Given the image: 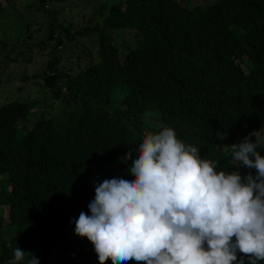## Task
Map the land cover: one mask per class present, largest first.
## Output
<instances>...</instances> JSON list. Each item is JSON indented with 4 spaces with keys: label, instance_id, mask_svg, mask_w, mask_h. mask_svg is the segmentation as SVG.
<instances>
[{
    "label": "trees",
    "instance_id": "obj_1",
    "mask_svg": "<svg viewBox=\"0 0 264 264\" xmlns=\"http://www.w3.org/2000/svg\"><path fill=\"white\" fill-rule=\"evenodd\" d=\"M65 1L72 0H0V18L10 5L25 20L5 39L7 27L0 26V56L30 62L44 55L31 86L44 82L62 103L50 115L14 86L23 72L0 73V264H9L18 247L40 264H99L91 242L75 235L74 221L82 211L90 215L97 175L131 178L146 132L170 127L201 158L216 161L217 171L255 175L235 168L226 146L264 130V0L190 7L180 0H107L94 13L97 22L82 27L61 23L46 8ZM28 2L51 19L43 38L37 34L44 26L31 32L28 11L18 12ZM114 31H128L133 44ZM77 41L87 50L72 62L60 47ZM257 151L264 156V145Z\"/></svg>",
    "mask_w": 264,
    "mask_h": 264
},
{
    "label": "clouds",
    "instance_id": "obj_2",
    "mask_svg": "<svg viewBox=\"0 0 264 264\" xmlns=\"http://www.w3.org/2000/svg\"><path fill=\"white\" fill-rule=\"evenodd\" d=\"M222 139L226 138L219 134ZM250 137H255L254 141ZM264 130L226 146L234 167L217 171L170 127L146 132L129 167L130 179L95 186L90 215L81 212L75 235L94 247L99 264H258L264 261ZM132 152L124 159H131ZM9 264H40L14 250ZM30 257V258H27Z\"/></svg>",
    "mask_w": 264,
    "mask_h": 264
},
{
    "label": "rangeland",
    "instance_id": "obj_3",
    "mask_svg": "<svg viewBox=\"0 0 264 264\" xmlns=\"http://www.w3.org/2000/svg\"><path fill=\"white\" fill-rule=\"evenodd\" d=\"M106 1L107 0H83V2H80L77 0H72L69 2H62L60 4H57L56 6L54 5L55 3H47L46 8L48 10H56L57 17L61 23L65 25L70 23L73 27H82L84 26L83 22L85 20L87 22L89 20H92V23L97 22L98 16L95 18L94 13L96 14V11H98L99 4H103ZM212 1L214 0H208V2L207 0H180V3L183 6L190 7L195 3H201L203 6H205L207 5V3H211ZM69 7L72 8V11L69 10ZM26 10L28 11L24 16L27 17L26 21H33L35 23L34 26L32 25V27L30 28V31L32 32L37 28L44 26L39 34H37V37L43 38L47 31V23H49L51 20L50 17L43 11L37 10L35 7L30 5L29 2L24 4L18 12L21 14V12L25 13ZM24 23V18L22 17V19L20 20L19 15L14 14V10L10 5L5 6L4 14L0 18V26L2 28L7 27V32L6 36L2 38L5 39L6 37H9L10 33L20 30V26H22ZM114 33L120 34L119 40L122 39L123 43H126L128 45L133 44L132 34H130L128 31H124L123 33L122 31H114ZM4 47L6 50L9 49L8 45H4ZM60 49L65 50V57H67L68 60L72 62L75 61V58L78 54L83 53L85 50H87L86 46L80 45V41H77L76 43H65L63 47H60ZM96 49L97 48L95 45L91 47L92 52H95ZM11 55L12 57L9 60H4V58L0 56V65L2 66L0 67V73L3 74V78H12L13 75L16 76L20 72H23L22 77L13 81L16 88L17 86L20 87L22 96H29L27 100L35 99L43 102L46 106V112L50 115L57 113L61 108L62 103L51 98V93L49 89L44 86V82H41L36 86H31V84L35 82L31 80L32 75L42 69V64L45 60L44 55L39 54L30 62L15 60L13 53ZM30 81L32 83H30ZM12 86L13 85H7L4 89V91L8 95L13 92V90H11ZM4 101L5 99L1 97L0 102L2 103ZM225 148L226 147H224V149ZM0 178H2V176H0ZM105 179L107 178L99 177L97 175L94 179L95 186L102 183Z\"/></svg>",
    "mask_w": 264,
    "mask_h": 264
}]
</instances>
